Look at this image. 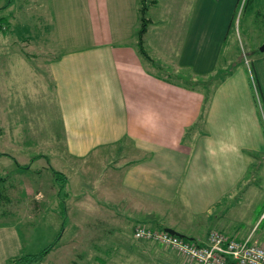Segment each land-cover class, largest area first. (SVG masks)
I'll return each instance as SVG.
<instances>
[{
    "label": "crops",
    "instance_id": "obj_1",
    "mask_svg": "<svg viewBox=\"0 0 264 264\" xmlns=\"http://www.w3.org/2000/svg\"><path fill=\"white\" fill-rule=\"evenodd\" d=\"M234 1L154 0L148 61L137 0H43L60 159L80 167V191L61 194L80 198V237L143 223L264 246V50L231 48ZM20 237L0 223V264L20 263Z\"/></svg>",
    "mask_w": 264,
    "mask_h": 264
},
{
    "label": "rangeland",
    "instance_id": "obj_2",
    "mask_svg": "<svg viewBox=\"0 0 264 264\" xmlns=\"http://www.w3.org/2000/svg\"><path fill=\"white\" fill-rule=\"evenodd\" d=\"M43 3L12 1L2 11L10 15L0 31V177L5 181L0 179V189L5 186L0 223L18 226L20 256L57 240L30 264H197L171 246L136 237V224L116 232L89 228L80 237V198L62 197L80 191V167L60 159L64 138L44 65L56 48L45 27ZM4 4L0 0V11ZM230 9L226 32L231 48L241 55L258 51L264 42V0H235ZM50 168L62 172V180L54 179ZM60 200L63 206H57Z\"/></svg>",
    "mask_w": 264,
    "mask_h": 264
},
{
    "label": "built area",
    "instance_id": "obj_3",
    "mask_svg": "<svg viewBox=\"0 0 264 264\" xmlns=\"http://www.w3.org/2000/svg\"><path fill=\"white\" fill-rule=\"evenodd\" d=\"M136 237L150 238L191 257L197 264H264V246L211 229L204 242L181 238L164 229L137 225Z\"/></svg>",
    "mask_w": 264,
    "mask_h": 264
},
{
    "label": "trees",
    "instance_id": "obj_4",
    "mask_svg": "<svg viewBox=\"0 0 264 264\" xmlns=\"http://www.w3.org/2000/svg\"><path fill=\"white\" fill-rule=\"evenodd\" d=\"M11 1L12 0H7L6 5H7V3L11 2ZM153 2H154V0H137V3H138V7H137L138 28L136 30V45H137V49H138L140 55L142 56V58L147 59L148 61H151V57L148 55L147 50L145 49L144 38L143 37H144V33L146 32V29H147V26H148V18L146 17V10H147L148 6L150 4H152ZM6 5L4 4L1 7L5 8ZM7 18H8V15H0V31L5 30L6 27L8 26V23H7V20H6ZM198 83H202V82L198 81L197 84ZM39 157H40V155L38 156V158ZM36 158H37V156H35L33 159H36ZM15 163H16V165L19 164L18 162H16V160H15ZM19 165H22L24 170H26V171L29 170L30 164L25 163V164H19ZM50 169L52 170L51 172L53 174L54 179L57 180L58 177H59V179L62 180L61 179L62 175L60 176V174H62V172H60V171H58L56 169H52V168H50ZM63 178L65 179L64 174H63ZM0 179H1V181L5 182L1 177H0ZM4 189H5V186H3L2 189H0V193L2 191H4ZM136 225L147 226V225H145L143 223H136ZM147 227H150V226H147ZM150 228H153V227H150ZM154 229H164V228H154ZM219 231H221V230H219ZM208 232H207V234H208ZM59 234L60 233H58V236H59ZM207 234H206V236H207ZM180 237L181 238H185V239H189V237L186 236V235H183V236H180ZM191 240H196L198 242H204L206 240V237H205L204 240H199V239H191ZM56 242H57V240L54 241V242L48 243L47 245L42 247L41 250L38 251L37 253L26 254V255L20 256V257L16 258L15 261L16 262L17 261L24 262L26 264H30L33 261H38V260H40V258H42L47 252H49L52 249V247L56 244Z\"/></svg>",
    "mask_w": 264,
    "mask_h": 264
},
{
    "label": "water",
    "instance_id": "obj_5",
    "mask_svg": "<svg viewBox=\"0 0 264 264\" xmlns=\"http://www.w3.org/2000/svg\"><path fill=\"white\" fill-rule=\"evenodd\" d=\"M259 50L260 51H263L264 50V42L260 45L259 47ZM164 230L171 233V234H175V235H179V236H183V234L179 233L178 231L170 228V227H164Z\"/></svg>",
    "mask_w": 264,
    "mask_h": 264
}]
</instances>
